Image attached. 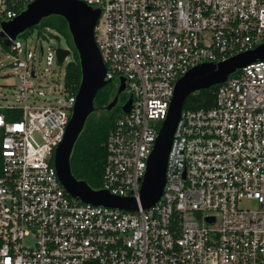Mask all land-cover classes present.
Returning a JSON list of instances; mask_svg holds the SVG:
<instances>
[{
    "label": "built area",
    "instance_id": "obj_1",
    "mask_svg": "<svg viewBox=\"0 0 264 264\" xmlns=\"http://www.w3.org/2000/svg\"><path fill=\"white\" fill-rule=\"evenodd\" d=\"M36 1L0 0V32ZM78 1L100 13L104 80H123L131 100L106 138L100 190L137 207L83 203L60 183L54 156L77 92L65 67L63 98L35 102L68 56L59 64L56 37L31 28L0 44L18 81L0 107V264H264V60L217 85L211 108L182 110L162 196L139 202L176 82L264 45V0Z\"/></svg>",
    "mask_w": 264,
    "mask_h": 264
},
{
    "label": "water",
    "instance_id": "obj_2",
    "mask_svg": "<svg viewBox=\"0 0 264 264\" xmlns=\"http://www.w3.org/2000/svg\"><path fill=\"white\" fill-rule=\"evenodd\" d=\"M99 14V10L92 9L78 0H37L17 18L2 25L0 44L10 45V40H14L18 35L37 26L44 18L59 16L66 21L81 69V82L65 136L55 151L54 165L59 181L68 194L83 203L134 211L137 207L134 198L120 199L101 190L94 191L84 182L74 179L70 169L73 147L88 117L95 110L94 98L97 92L108 84V81L104 80L105 67L94 41V27ZM5 36L8 39L2 40L1 38ZM70 55V51L59 49L57 51L58 63L61 64L64 58ZM256 60H264V45L218 64L199 65L176 82L167 117L161 123L141 185L139 202L143 208L153 207L162 196L168 153L187 97L198 91L224 84L230 75ZM123 90L124 82L121 80L117 93L120 94ZM116 103L117 96L106 106V110L110 111ZM130 104L131 100L122 107V112L127 113Z\"/></svg>",
    "mask_w": 264,
    "mask_h": 264
},
{
    "label": "trees",
    "instance_id": "obj_3",
    "mask_svg": "<svg viewBox=\"0 0 264 264\" xmlns=\"http://www.w3.org/2000/svg\"><path fill=\"white\" fill-rule=\"evenodd\" d=\"M33 28H49L71 41L66 21L59 16L44 18ZM73 51V61L66 66L64 81L67 90L76 93L81 82V69L77 53L74 49ZM216 89L217 86H214L189 95L184 103L183 110L211 108L214 105ZM113 95L111 83H108L97 92L93 105L94 112H99L100 115L97 118H91L93 114L88 117L70 156V169L74 179L84 182L94 191L101 189L106 159V138L114 125L115 119L122 114L120 108H112L110 111L106 110V106L111 102Z\"/></svg>",
    "mask_w": 264,
    "mask_h": 264
},
{
    "label": "rangeland",
    "instance_id": "obj_4",
    "mask_svg": "<svg viewBox=\"0 0 264 264\" xmlns=\"http://www.w3.org/2000/svg\"><path fill=\"white\" fill-rule=\"evenodd\" d=\"M41 31H42L41 34L43 33L46 39H48V35L56 37L55 39L52 38L55 47L60 46L61 49L63 50L67 49L70 50L71 52V55L65 59L62 65L55 64L50 67V70H54L53 75L55 77V80L58 81V84H54V85L50 84L46 88L43 87L41 89L43 96L37 97V99H35V102L43 105L44 100L50 101L53 100L54 98H58V99L63 98V95H60L58 91L61 90V87L63 85L65 67L68 63L73 61L74 47L72 41H68V39H66L64 36L56 33L53 30L45 29ZM2 52L3 51L0 46V53ZM6 64H7L6 61L0 62V68H1L0 69V107H5L7 105L13 104L17 97L18 81L15 76H12L13 71L9 67H7ZM112 88L115 87L112 86ZM92 114L93 115L91 116V118L94 117L97 118L100 115V113L98 112H93Z\"/></svg>",
    "mask_w": 264,
    "mask_h": 264
},
{
    "label": "flooded vegetation",
    "instance_id": "obj_5",
    "mask_svg": "<svg viewBox=\"0 0 264 264\" xmlns=\"http://www.w3.org/2000/svg\"><path fill=\"white\" fill-rule=\"evenodd\" d=\"M113 87H115V88H113V98H112V100L114 99V97H116L117 96V103H116V105H115V107L114 108H116V109H121L122 108V106H123V104L125 103V102H127V100H128V98H129V96L126 94V92H125V90H123L120 94H118L117 93V90H118V88L116 89V84H114V85H112ZM111 100V101H112ZM99 113V112H98Z\"/></svg>",
    "mask_w": 264,
    "mask_h": 264
}]
</instances>
